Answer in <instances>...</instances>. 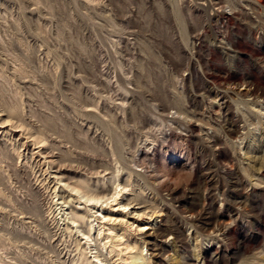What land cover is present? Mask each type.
<instances>
[{"label":"rangeland","instance_id":"obj_1","mask_svg":"<svg viewBox=\"0 0 264 264\" xmlns=\"http://www.w3.org/2000/svg\"><path fill=\"white\" fill-rule=\"evenodd\" d=\"M73 186L105 264H264V0H0V264L94 261Z\"/></svg>","mask_w":264,"mask_h":264},{"label":"bare ground","instance_id":"obj_2","mask_svg":"<svg viewBox=\"0 0 264 264\" xmlns=\"http://www.w3.org/2000/svg\"><path fill=\"white\" fill-rule=\"evenodd\" d=\"M120 186V185H119ZM74 188H73V190L75 191V193H76V195L77 196H79L81 199H83L84 200V202H83V204H84V206H85V211L83 212V214L84 215H82V216H76V219H74V222L73 221H71V222H73L74 224H76V227H78L79 228V226L77 225V223H81V221H83L85 218L87 219H89L88 221H89V225L87 226L88 227V232H83V231H80V229H79V233H80V235L83 237L82 239H84V240H86V245H87V247H89L88 248V250L89 251H91V252H93V255H94V251H93V246L96 244V242L97 241H95L94 239H92V237H93V235L95 236H97V238H99L98 239V241L99 240H101L102 242H104L105 241V239H108V238H110V237H105V231H109V232H111L112 234L114 233V231L116 230H113V228H114V224L112 225L113 227H109L108 229L106 228L105 229V227H107V226H109L111 223L110 222H112V223H115L116 221H118V217H115V215H105L104 213L107 211V210H111V211H113L114 213L115 212H118V211H120V208H122V210L123 211H125V210H127L128 208H129V206H130V204H125L124 202H122V196L123 195H126V193H127V189L128 188H126V187H122L121 188V190L120 191H116L115 193H114V195L111 197V198H109V197H100V198H97V197H92V196H89L88 195V190L87 191H85V190H81V189H83L82 187H78V186H73ZM121 187V186H120ZM119 188V187H118ZM115 190H117V189H115ZM131 190V189H130ZM174 191V190H173ZM128 194V193H127ZM111 200H112V202H111ZM112 203H114V204H112ZM125 214L127 213V211L126 212H124ZM122 214H123V212H122ZM121 215V214H120ZM121 217V216H120ZM126 217H128V216H126L125 215V218ZM100 219H102V220H106L105 222H100ZM86 221V220H85ZM122 222H124V220H122ZM83 223H84V221H83ZM126 223V222H125ZM73 224V225H74ZM124 224V223H123ZM122 224V225H123ZM130 225H132V224H130ZM124 226H125V224H124ZM128 226V225H127ZM133 226V225H132ZM78 230V229H77ZM83 230V229H82ZM108 233V232H107ZM116 235V234H115ZM112 236V235H111ZM114 236V235H113ZM123 236H125V235H123ZM116 237H120L119 235H117ZM115 237V238H116ZM112 239V238H111ZM114 239V238H113ZM118 239V238H117ZM115 240V239H114ZM111 241V240H110ZM94 242V243H93ZM119 242V241H118ZM135 242H137V241H135ZM121 243V242H120ZM104 244V247H106V243H102L101 245H103ZM115 245H116V243H114ZM124 244V243H123ZM97 245V244H96ZM95 245V246H96ZM114 245V246H115ZM119 245H122V244H119ZM131 244H127V249L128 250H130V247L132 246H130ZM137 245V244H136ZM108 246V245H107ZM112 246V245H111ZM117 246V245H116ZM93 247V248H92ZM109 247V246H108ZM113 248H115V247H113ZM113 248H111L112 250H113ZM134 248V247H133ZM132 248V249H133ZM136 248V247H135ZM134 248V249H135ZM97 248H95L94 250H96ZM108 249V248H107ZM125 249V248H124ZM105 250V249H104ZM122 250V249H121ZM126 250V249H125ZM124 250V251H125ZM127 250V251H128ZM110 254H112L111 253V251H109V250H107ZM107 252V253H108ZM99 253H100V251H99ZM98 252H97V254H95L94 256H93V259H94V261H92V262H90V264H105L104 262L105 261H103L102 259H101V257H103L104 255L103 254H99ZM108 253V254H109ZM92 255V254H91ZM137 256V255H136ZM139 256V259L141 260V263L140 264H150V263H148L146 260H145V258H144V256L142 255V253L140 254V255H138ZM87 257V256H86ZM104 260H106V259H104ZM107 261V260H106ZM88 262V261H87ZM84 264V263H83ZM87 264V263H86Z\"/></svg>","mask_w":264,"mask_h":264}]
</instances>
